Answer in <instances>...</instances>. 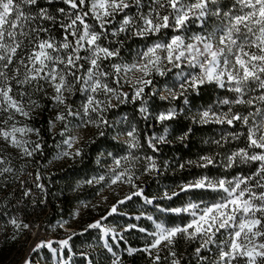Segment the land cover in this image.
<instances>
[{
  "label": "snow or ice",
  "instance_id": "1",
  "mask_svg": "<svg viewBox=\"0 0 264 264\" xmlns=\"http://www.w3.org/2000/svg\"><path fill=\"white\" fill-rule=\"evenodd\" d=\"M128 41L139 45L131 63L123 55L126 48L131 51ZM136 73L129 97L121 89L129 82L125 77ZM161 82L167 96L157 89ZM205 89L216 95L206 99ZM156 96L183 105L153 115L147 105ZM113 97L119 104L139 101L145 120L164 125V135L146 141L132 126L117 134L127 137L121 154L108 153L107 182L134 189L108 216L118 214V205L141 197L159 213L156 219L147 216L151 225L123 228L124 233L144 234L145 246H127L124 235L105 227L107 217H102L56 241L55 247L53 241H42L32 251L46 247L55 264H72L73 236L95 229L108 237L103 247L111 254L110 264H122L117 245L128 254L146 253L151 264H264V0H0V141L23 157L43 155L47 142L40 129L17 117L30 121L36 109L49 107L56 113L50 124L60 122L59 139L68 149L78 139L70 134L73 123L94 126L98 137L107 136L123 122L106 116L118 107ZM197 100L204 103L197 107ZM193 107L190 125L176 139L187 148L189 137L204 126H219L218 138L204 142L216 151L202 149L196 159L160 160L161 146L171 143L165 122L182 115L187 119ZM33 132L39 137L34 142L25 138ZM82 153L81 148L64 150L57 158ZM173 166L188 174L176 183L178 190L166 186L162 194L146 196L137 183L140 176L159 178ZM193 169L199 171L193 174ZM10 178L21 199L31 197L27 181L16 177L11 159L0 153V188L6 189ZM105 179L101 175L87 183ZM40 180L37 173L33 183L44 192ZM177 202L182 206H173ZM10 206L11 201L0 215ZM162 218L165 222H157ZM9 223L21 228L15 217ZM180 238L199 244L188 261L176 251ZM80 255V264H98L87 253Z\"/></svg>",
  "mask_w": 264,
  "mask_h": 264
},
{
  "label": "trees",
  "instance_id": "2",
  "mask_svg": "<svg viewBox=\"0 0 264 264\" xmlns=\"http://www.w3.org/2000/svg\"><path fill=\"white\" fill-rule=\"evenodd\" d=\"M127 43L130 45L131 51L126 48L123 55L126 58V61L130 63L134 57L135 50L139 45L138 43H133L131 41H128ZM156 86L157 88H163L165 85L161 82L157 83ZM131 89V84L125 83L121 91L129 93L130 95ZM145 91L147 92L148 90L146 89ZM209 95L214 97L216 93L211 89H205V98L207 99ZM203 103L204 101L202 100L196 101L197 107ZM76 104H79V97H76ZM113 105H118V107L111 109L106 113V116L111 121H123L122 123L117 124L118 129L122 126V130L125 132L132 126H135L139 133L138 138L142 141H146L150 136L158 137L165 134L164 125L155 120H145L140 115L139 101L136 103L129 102L126 104H119L116 100ZM182 105V100L169 103L167 100L162 101L159 99V96H156L149 98L147 106L149 113L155 115L159 111L165 110L167 107L179 108ZM73 107H76V105H73ZM196 110V107H193L192 111L186 114L188 117L187 119L182 115L178 117L176 121L165 122L169 129L168 139L171 143L161 146V153L159 155L160 160L171 161L173 157L177 160L196 159L202 149L211 148L213 151H216L214 145L211 143L206 144L204 142L218 138L220 132L219 126H204L203 129L197 131L194 136L189 137V147L187 148L181 145L176 139L184 130V125H190V117L195 114ZM55 114L56 113L51 110V107H49L48 110H45L44 108L36 109V111L32 113L33 119L30 121L25 120L23 117H17V119L21 120L23 123H28L31 127L40 129L41 137L47 142L43 155L37 154L33 158L23 157L19 149L11 146L10 143L0 141V153L11 159V164L14 167L16 177L19 178L29 169H32L34 173L40 175L41 180L39 183L45 185V190L44 192H41L40 195L43 202H41L39 198L37 199L39 206L36 210L43 214V225L46 226L52 224L59 218L68 216L73 208L76 205H79L81 207L79 213L80 223L76 233L83 232L89 224L96 220L101 219L102 217H107L104 221L110 223L113 230L121 231V234L125 237V244L127 246H131L135 249H142L146 243L144 234L138 231L124 233L123 228L128 223H138L142 226L151 225L152 221L147 220V216H152L153 219H156L159 214L154 210L152 205H146L142 197L133 198V200L126 202L124 205H118V214L108 216L111 205L116 204L118 200L123 199L126 194L134 190L128 184L121 183L113 186L107 182V171L112 166V160L111 157L108 156V153L121 154V145L127 137L124 136L122 140L113 139L112 129L108 131L107 136L98 137L97 129L94 126L83 127L84 130L82 136L75 148V150L77 148L83 149L82 156H77L75 159H61L50 167L48 166L50 157L57 151V149H64V146L59 139L61 127L60 122H55L54 127L50 124V121L54 118ZM74 125L76 124L73 123L71 125V129ZM19 135L20 134H17L18 138ZM25 138L33 142L39 139L34 132ZM93 139H95V142L89 143V141H92ZM58 144L60 145L59 147L57 146ZM241 146L243 145L241 144ZM145 151H147L146 148ZM140 154L143 155L144 153L141 152ZM148 154L151 155V152H148ZM221 154H223L222 150ZM137 167H139V165H137ZM191 171L195 174L199 170L193 169ZM233 174H235V171H233ZM101 175H105L106 179L92 184L87 183L88 180L98 179ZM137 175L139 176V172H137ZM187 175V173L181 172L173 166L159 178L140 176L137 183L144 188L146 196L153 197L162 194L166 186L170 189L178 190L175 188L176 183L186 178ZM15 185L16 183L13 182V178H10L6 189L0 188V201H2V203H0V209L5 208L9 201H11V206L6 208L4 215H0V222L5 224V226H7L5 218L7 216H14L17 210L23 212L25 216H28L30 213V207L28 206V202L26 204V198L23 199V202L26 204L25 207L17 205L16 196L19 192L13 190ZM103 191L108 193V198L107 202L100 204L98 202V195ZM173 206L178 207L182 205L180 202H177ZM142 213V219L136 221L135 217ZM16 219L18 220V218ZM157 222L165 221H163L162 218ZM176 223H180V220L177 219ZM8 227L9 232L4 233L1 243L0 260L7 257L11 251L17 247L20 236L23 233L22 227L20 229H16L13 225ZM91 236L98 239V231L93 229L84 232L82 235L78 234L73 236L70 241L75 253L73 255L72 264L76 261L81 262L82 257L80 253L86 251L84 246ZM198 246V242L186 241L185 239L180 238L176 244V251L179 256L183 257L185 261H188L189 257L192 256L194 249ZM119 247L123 250L119 251L118 247L115 250L118 254H122V264H151V259L146 253L135 252L128 254L125 252L123 245H119ZM42 251L46 253L45 249ZM94 251L95 254L93 251L87 250V254L95 258L96 261H98V264H110L109 258L111 254L107 253L103 246L98 247V249H95ZM205 254L207 255V253ZM165 255V252L161 253L162 258ZM209 259H212V257H209Z\"/></svg>",
  "mask_w": 264,
  "mask_h": 264
},
{
  "label": "rangeland",
  "instance_id": "3",
  "mask_svg": "<svg viewBox=\"0 0 264 264\" xmlns=\"http://www.w3.org/2000/svg\"><path fill=\"white\" fill-rule=\"evenodd\" d=\"M134 58L135 56L133 57L132 61L134 60ZM138 76H139V73H136L135 75L129 74L127 77H125V79L129 81L128 84H131V87H132V84L135 83V80ZM164 87L157 88V89L160 90V95L167 96V93L163 91ZM131 92H132V89H131ZM114 102H116L115 97H113L111 100L112 104H114ZM117 127L118 126L116 125V127L112 129V136L116 137L115 138L116 140H122L125 135L123 134L117 135V134L122 133L124 131L122 130V126L119 127V129ZM83 130H84L83 127H77L76 125L72 127L70 134L71 136L77 137L78 139L73 143L70 149H68L66 145H63L64 149L62 150L57 149V151L50 157L48 161V166L51 167L52 165L57 163L59 160H61L57 158V154L59 152L64 151V150H69V151L74 152L75 148L77 147L80 141ZM36 174L37 173H34L32 169H29L26 173H24L23 175L19 177V179L27 181L28 186L31 188L32 195L30 198L26 197L27 199L26 204L28 202V206L30 207L29 215L25 216L23 212L21 211L19 212L18 210L16 212V215L19 217L17 221L18 223L21 224L22 230L25 233L24 238L20 239V248L17 254V260L15 262L16 264H19L21 260L23 262V259L24 257H27L26 256L27 254H31L29 256V259L27 260V261H30L31 264H35L37 261H39L40 264H55V258L52 256L51 249H48L45 247V248L38 249L35 252L32 251V249L37 244H40L42 241L44 242L53 241L54 242L53 246L54 247L57 246L55 242L62 240V239H66L69 235H72V233H76V230L78 229L79 223H80L79 213H80L81 207L79 205H76L73 208L72 212L68 216L64 217V220L61 219L59 221H56L55 223H52L46 226L43 225V222H42L43 214L40 213L38 210H36V208L39 206L37 199L39 198L40 201L43 202V199H41L40 197L41 191L37 189L35 187V184L33 183ZM16 187H17V184L13 187V190H16ZM107 194H108L107 192L103 191L98 195V202L100 204L101 203L104 204L105 202H107V198H108ZM16 198H17V205L20 207L21 206L25 207L26 204L23 202L24 200L20 198V194H18ZM113 205H111V207ZM100 220L101 219H98L96 221H100ZM102 223L105 227L113 230V227L110 223H106L105 221H102ZM23 224H28L30 225V227L27 229H24ZM113 231L114 233H121V231H115V230ZM44 234L47 235L46 238L41 237ZM98 234H99L98 239L95 238L94 236H91L90 239L87 240L86 245L84 246L86 250L84 253H87V250H90V251H93V253L95 254L94 250L98 249V247L100 246H103L104 241L108 239V237L104 236L102 231H98ZM117 247L119 251L123 250L119 247V245H117ZM43 249L46 250V253L42 251ZM79 263L80 262L76 261L74 264H79Z\"/></svg>",
  "mask_w": 264,
  "mask_h": 264
},
{
  "label": "built area",
  "instance_id": "4",
  "mask_svg": "<svg viewBox=\"0 0 264 264\" xmlns=\"http://www.w3.org/2000/svg\"><path fill=\"white\" fill-rule=\"evenodd\" d=\"M11 217H15V218H19L17 215H16V213L14 214V216H11ZM10 216L8 217H6L5 218V222H6V224H7V226H5V224H3L2 222H0V249H1V243H2V239H3V236H4V233H8L9 232V227L8 226H12L10 223H9V219L11 218ZM64 220V217H62V218H59L58 220H56V221H59V220ZM56 221H54L53 223H55ZM24 232L22 233V235L20 236V239H23L24 238ZM42 238H46L47 237V235H42L41 236ZM20 239H19V242H18V244H17V247H15V249H13L12 251H11V253L7 256V257H5L4 259H2V260H0V264H16L15 262H16V260H17V254H18V251H19V248H20ZM31 254H27L26 256L27 257H24V259H23V262H22V260L19 262V264H24L25 263V261L26 260H28L29 259V256H30ZM35 264H40V262L39 261H37Z\"/></svg>",
  "mask_w": 264,
  "mask_h": 264
}]
</instances>
